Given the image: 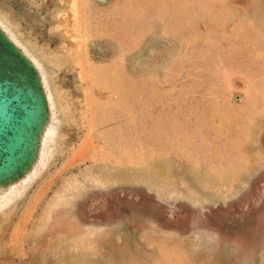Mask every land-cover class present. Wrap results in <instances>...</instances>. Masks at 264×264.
<instances>
[{"label":"rangeland","instance_id":"374dc122","mask_svg":"<svg viewBox=\"0 0 264 264\" xmlns=\"http://www.w3.org/2000/svg\"><path fill=\"white\" fill-rule=\"evenodd\" d=\"M48 117L0 194V264H264V0H0Z\"/></svg>","mask_w":264,"mask_h":264},{"label":"water","instance_id":"95a60500","mask_svg":"<svg viewBox=\"0 0 264 264\" xmlns=\"http://www.w3.org/2000/svg\"><path fill=\"white\" fill-rule=\"evenodd\" d=\"M0 48L9 52L0 54V194H3L33 173L48 106L39 67L1 24ZM15 64L18 69L8 67Z\"/></svg>","mask_w":264,"mask_h":264},{"label":"flooded vegetation","instance_id":"af4514ba","mask_svg":"<svg viewBox=\"0 0 264 264\" xmlns=\"http://www.w3.org/2000/svg\"><path fill=\"white\" fill-rule=\"evenodd\" d=\"M0 54H6V55H9V52L3 48H0ZM4 65V64H3ZM10 67L11 69H18L19 67L15 64L13 66H8Z\"/></svg>","mask_w":264,"mask_h":264}]
</instances>
